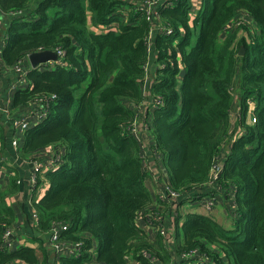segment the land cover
I'll return each mask as SVG.
<instances>
[{
    "label": "trees",
    "instance_id": "obj_1",
    "mask_svg": "<svg viewBox=\"0 0 264 264\" xmlns=\"http://www.w3.org/2000/svg\"><path fill=\"white\" fill-rule=\"evenodd\" d=\"M241 12L253 29L238 25L246 36L237 38L229 25ZM0 13L9 20L6 67L21 66L33 52L60 53L56 62L26 69L28 85L13 93L11 109L37 102L47 112L24 133L19 155L28 161L49 147L63 150L61 165L36 176V188L46 184L31 200L36 227H21L42 258L36 247L5 239L17 226L5 198L18 179L0 189V264H53L42 238L59 225L67 226L61 246L80 249L55 264H127L129 256L173 262L161 234L150 244L135 224L157 209L145 188L137 126L131 132L151 47L158 68L144 122L166 184L176 193L202 188L224 150L219 185L224 195L234 191L231 228L204 213L177 223L178 257L197 252L179 264H264V0H0ZM233 120L238 135L229 143Z\"/></svg>",
    "mask_w": 264,
    "mask_h": 264
},
{
    "label": "crops",
    "instance_id": "obj_2",
    "mask_svg": "<svg viewBox=\"0 0 264 264\" xmlns=\"http://www.w3.org/2000/svg\"><path fill=\"white\" fill-rule=\"evenodd\" d=\"M243 14L246 21H243V25H247L250 30L253 29L251 20L247 17V15L244 12L239 13L238 15ZM237 15V17H238ZM236 17V18H237ZM236 22V19L235 21ZM233 22V23H234ZM247 22V23H246ZM232 23V24H233ZM9 24L8 17L3 16L0 13V101L5 107L6 111H3L0 113V126L3 130V136L0 138V189H7L10 182L17 180L19 184L16 183L17 185V190L12 193L11 195H8L5 198V203L6 206L11 207L15 214H16V219H17V226L13 228V240L15 243H18L20 245H25V246H31V247H36L37 249V242H29L27 240L26 234L21 230L22 224L26 222V224L31 227L35 228V222L33 220L32 216V205H31V199L35 198L36 200L39 199V197L42 195V189H37L35 191V194L32 196L31 193V183L28 177L30 176L32 172V166L30 165L29 161L26 159H22V157L19 155L20 147L22 144V141L24 139V133L20 129V123L21 122H28L29 127L33 128L36 127L39 123L42 122V120H39L38 118L33 117L32 113L33 110L40 109V104L37 102L25 106L22 108L18 109H11V101H12V96L15 91L18 90L20 87H25L28 85L27 82V72L26 69H31L30 65L28 62H24L20 68L21 72L16 73L13 69L8 68L4 65L3 61L1 60V52L4 47V42H3V34L6 29V25ZM229 25V29L231 30V25ZM243 30V29H242ZM239 31V30H238ZM244 31V30H243ZM223 36V35H222ZM243 36H246V32L244 31ZM240 34L237 33V38L243 37ZM150 60L149 63H153L154 69L157 67L158 64L155 62V53L152 50L150 51ZM153 76V72H152ZM152 76L149 77L148 82L150 85V82L152 81ZM31 85H29L30 87ZM144 95V106H148L151 103V95L148 90L147 93H143ZM147 110L149 109H140V121L139 122H144L146 121L145 115L147 114ZM139 116V115H138ZM138 122V123H139ZM137 123V137L139 138V142L143 143L146 150L152 152V154L148 155V159L150 160L149 165L153 171L147 172L149 178L145 182V188L150 191L151 195L152 194V187H151V178L152 174L156 171V168L158 167L159 170L162 171L164 174V177H167V174L165 170L163 169L162 165L160 164V160L156 157L155 154H153L152 151V145H153V136L151 135V131L148 128H144L143 125L146 124V122L139 123L140 127L139 128ZM13 138L18 141V146L17 148L12 146V140ZM141 143V150L143 151V147ZM61 147H49L45 150L40 151L38 154V157L44 159L46 162H50V160L54 159L57 154H60L62 152ZM145 153V149L143 151ZM225 157V153L223 150H220L219 153L217 154L216 157V162L218 165H221L223 163V158ZM53 163V162H52ZM5 165V168H3L1 165ZM57 166H52L49 167L48 170H51ZM151 172V173H150ZM234 191H230L227 193L225 196L223 194V198L221 197L219 201L214 202V205L216 208L213 209V211L208 214L207 212H204L200 210L198 213H204V216H210L214 221H216L218 224L222 225L223 227L231 228L233 226V202H232V196H233ZM204 197V196H203ZM153 200L155 202V197L153 196ZM184 201V202H183ZM228 201V204H227ZM183 202V203H182ZM184 197L180 200H178L177 204H175L174 208L172 209L175 216L172 218V220L166 224H164V232L161 234L162 238V245L164 249L167 251V253L170 256V260L173 262L172 263H166V264H179L181 263L180 258L176 254L174 250L175 246V229L178 225H181L182 221L184 220L185 216L187 214L193 213V210H188V206L190 205ZM199 203V206L201 208L202 205ZM182 204V205H181ZM187 209V214L181 215V212L184 211V209ZM199 210V209H198ZM197 213V214H198ZM195 214V213H193ZM216 214V215H213ZM226 217H230L231 221H228L227 223H224ZM136 226L140 229V235L143 237V240H146L150 244H153L157 238V233L155 230L149 228L146 224V221H144L141 217L137 218L135 221ZM42 246L44 250H46L48 253L51 254L52 258V263L55 264L56 260L63 255L69 256L71 254L70 252V247L65 246L63 247L60 251H55L50 245L49 242V237H43L42 238ZM36 255L40 259L42 258V252L40 249L36 250ZM72 255V254H71ZM197 255V254H196ZM127 264H141L140 261L132 259L131 256H129L127 259ZM157 264H165L160 258L158 259Z\"/></svg>",
    "mask_w": 264,
    "mask_h": 264
},
{
    "label": "built area",
    "instance_id": "obj_3",
    "mask_svg": "<svg viewBox=\"0 0 264 264\" xmlns=\"http://www.w3.org/2000/svg\"><path fill=\"white\" fill-rule=\"evenodd\" d=\"M153 2L155 4H158V3H161V0H153ZM236 24L237 25H242L243 22H236ZM55 53L59 57L60 53H58V52H55ZM13 70L16 73H20L21 72L20 66L13 68ZM26 72L28 73V70ZM152 104H153V99L151 100V103L148 106H144V103H143L137 109H149ZM3 111H6V109H5V107L3 106V104L0 101V113L3 112ZM32 115H33V117L44 121L47 118V112H46L45 106L43 104H40V109L39 110H37V109L33 110ZM138 115L139 114L136 115L137 116L136 119H135L136 121L138 119ZM136 121H135V123H133L132 128H131V132L133 134H136V126H137ZM143 127L148 128L147 124H144ZM30 128L31 127H29V123L28 122H21L20 123V129L23 132H25L26 130H28ZM137 139H139V138L137 137ZM11 143H12L13 147L17 148V146H18L17 145L18 144L17 140H15L13 138ZM142 147H143V151H144V149H145L144 144L142 145ZM143 151H142L141 156H140L141 157V163H142V165H143V167H144L146 172H149L150 170L152 171L150 165L149 164L147 165L145 163V160H147L148 157H147V155L145 153H143ZM153 154H154V152H153ZM58 159H59V154H57V156L53 160L51 159L50 162H46L44 159H42L40 157L36 158V159H31V160L29 159L28 160L30 165L32 166V172L30 174L31 179H29L30 183H31L32 196L35 194V191L37 190V189L35 190L36 185H37L36 176L38 174L42 175L45 172L50 171V170H48L49 167L61 165V163L58 162ZM220 174H221L220 165H218V163L215 160L214 164L212 165V167L210 169L209 178H208L207 182L204 185H202V188H201V186L193 187L192 189H190L188 191H185V192H182V193H176V192L172 191L169 188V186L166 184V178H165L164 184L161 187H157V188H153L152 187V194L155 197V202L154 203H155V206H156L157 209H156V211L147 210V211H144L142 213V215L145 218L147 226L149 228L155 230L156 232H159V233L163 234L164 227H165L164 226V222H165V219H166V216H167L166 215L167 208L170 205L174 204L176 199L179 198V200H180L183 197L187 201L197 200L198 202H200V204L206 210V212H208V214H210V211L211 210L213 211V209L215 207L214 201L207 200L203 196L202 197L201 196L198 197V195L200 193H202V191H201L202 189H206L207 191H209L212 188H214L217 192L222 191V188L219 185ZM152 178L154 179V176H152ZM17 184H19V183L17 182ZM39 187H40V184H39V186L37 188H39ZM42 187H46V184H43ZM31 200H33V198ZM234 211H235V207L233 206V212ZM32 216H33V220H34L35 226H36L37 222H38V219H37V216H36L33 208H32ZM155 222H157L156 225L154 224ZM66 227H67L66 225H59L57 227H54L51 230L50 235H49V242H50V245L53 248V250L60 251L63 247H65V246L62 247L60 242H59V234H60L61 231L66 230ZM12 233H13V229L7 231L5 233V239H7L8 237H13ZM7 246L9 248H11V243H9ZM79 249H80V244H74L73 246H71L70 252H71L72 255H76V254H79L78 253ZM196 254H197L196 251H191V252H188V253L181 254L180 258L181 259L194 258V257H196ZM142 255L145 258H150L151 262H155V258L151 257L146 251L145 252L143 251Z\"/></svg>",
    "mask_w": 264,
    "mask_h": 264
},
{
    "label": "rangeland",
    "instance_id": "obj_4",
    "mask_svg": "<svg viewBox=\"0 0 264 264\" xmlns=\"http://www.w3.org/2000/svg\"><path fill=\"white\" fill-rule=\"evenodd\" d=\"M243 21H244V22L246 21L244 15H243V14L238 15V17L236 18V22H243ZM246 23H247V22H246ZM237 26H238L237 24L233 23V24L231 25V28H236ZM237 29L239 30V31H238V34H240L241 36H243L244 31L241 29V26H240V27H237ZM222 39H223V36H221V40H222ZM240 50H242V51H239V55H242L244 50H243V48H240ZM240 53H241V54H240ZM150 54H151V53H150ZM47 64H49V63H47ZM42 66H43V65H42ZM146 69H147V75H146L147 79L144 81V83H143V85H142L143 93H147L148 90H149V82H148V79H149L150 76H152V72H153V69H154V66H153L152 61H151V63H148ZM140 112H141L140 109H137V110H136V113L139 114L138 119H137L138 122L140 121ZM236 113H237V110H236V109L233 110V111L231 112L232 117H233ZM234 121H235V120L232 121L231 135H230V137L228 138V142H229V143H230L233 139H235V137L238 135V132L236 131V130H237V129H236V124L234 123ZM223 151H224V150H223ZM224 153H226V151H224ZM145 154L148 156V155L152 154V152L146 150V148H145ZM152 159H153V157H151V159H147V160H145V163L148 165L149 162H150V160H152ZM223 159H225V157H224ZM1 166H2L3 168H5V165L2 164ZM152 171H153V170H152ZM152 175L154 176V179L151 178V187H153V188L161 187V186L164 184V182H165V177H164V174L162 173V171L159 170L158 167H157V168H156V171H155ZM28 179H31V176H29ZM42 186H43V184L40 183V187H39V188H36V189H42V188H43ZM201 191H202V193H200V194L198 195V197H200V196H201V197L204 196L207 200H212V201H214V202H216V199H217V201H219V199H220L221 197L223 198V194H224V191H223V190L220 191V192H217L214 188H212V189L209 190V191H207L206 189H202ZM225 195H227V194H225ZM178 200H179V198L176 199V201H175L174 204L170 205V206L167 208V210H166V215H167V216H166V219H165L164 224L170 222V221L172 220V218L175 216V214H174V212H173L172 209L174 208L175 204H177ZM183 202H184V201H183ZM183 202H182V203H183ZM189 204H190V205L188 206V210H193V211H194L193 213H198L200 210L206 212V210H205L204 208H201V207L199 206V203H198L197 200H194V201H192V202L189 203ZM227 204H228V201H227ZM181 205H182V204H181ZM198 209H199V210H198ZM214 209H215V211H216V208H214ZM211 211H212V210H211ZM211 211H210V212H211ZM187 213H188V212H187V209L185 208L184 211L181 212V215H185V214H187ZM207 213H208V212H207ZM198 214H201V213H198ZM213 215H216V214H213ZM228 221H231V218H230V217H226L224 223H227ZM228 228H229V227H228ZM49 257L51 258V254H49Z\"/></svg>",
    "mask_w": 264,
    "mask_h": 264
},
{
    "label": "water",
    "instance_id": "obj_5",
    "mask_svg": "<svg viewBox=\"0 0 264 264\" xmlns=\"http://www.w3.org/2000/svg\"><path fill=\"white\" fill-rule=\"evenodd\" d=\"M26 60L31 69H36L37 67H41L42 65H45L47 63L56 62L57 60H59V57L55 52L52 51H40L30 53L27 56Z\"/></svg>",
    "mask_w": 264,
    "mask_h": 264
},
{
    "label": "clouds",
    "instance_id": "obj_6",
    "mask_svg": "<svg viewBox=\"0 0 264 264\" xmlns=\"http://www.w3.org/2000/svg\"><path fill=\"white\" fill-rule=\"evenodd\" d=\"M47 119V118H46Z\"/></svg>",
    "mask_w": 264,
    "mask_h": 264
}]
</instances>
